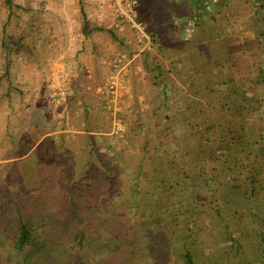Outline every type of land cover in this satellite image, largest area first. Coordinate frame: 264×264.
<instances>
[{
    "label": "rangeland",
    "instance_id": "1",
    "mask_svg": "<svg viewBox=\"0 0 264 264\" xmlns=\"http://www.w3.org/2000/svg\"><path fill=\"white\" fill-rule=\"evenodd\" d=\"M107 1L11 0L8 4L0 0L1 203L24 205L41 200L57 208L69 205L67 195L73 187L82 190L93 185L87 175L79 173L86 151L109 166H118L122 179L133 178L126 171L141 151V137H134L145 134L148 126L140 125L138 134L129 139V125L124 137L110 135L113 120L103 108L102 94L107 76L100 71L110 67L118 49L107 33L112 28ZM187 2L141 0L138 12L147 29L167 31L179 16L188 15ZM77 129L84 133L77 135ZM217 129L206 121L191 133L198 138L196 131L202 134V152L222 151L225 163L232 164H223L215 173L212 168L203 169L200 176L188 180L174 173V187L168 179V186L155 184L154 199L146 198L154 190L145 187L143 198L165 209L158 210L155 227L149 224L140 233L120 226L124 243L120 264H185L186 256L196 264H264L260 242L264 234V123L234 128L229 145L231 132H222L221 141L213 137L206 141L208 135L203 132L216 136ZM172 130L176 138L177 132H184L177 127ZM60 136L66 139V148ZM186 148L193 150L191 145ZM128 156L131 159L124 161ZM129 202L121 201L115 210L129 214ZM75 203L84 205L87 200ZM135 204L131 206L136 209ZM9 235H0V245L9 244ZM101 235L105 240L106 233ZM89 263L108 264L107 253L95 256L91 251Z\"/></svg>",
    "mask_w": 264,
    "mask_h": 264
},
{
    "label": "crops",
    "instance_id": "2",
    "mask_svg": "<svg viewBox=\"0 0 264 264\" xmlns=\"http://www.w3.org/2000/svg\"><path fill=\"white\" fill-rule=\"evenodd\" d=\"M187 5L188 15L179 16L167 31L148 28L155 47L137 61L142 73L131 70L123 106L128 139L138 134L140 125L157 121L182 128V134L177 132L181 153L166 154L163 171L196 177L203 169L212 168L215 173L223 164L232 163H225L222 151L187 150L186 144L195 148L202 138L199 131L198 138L189 128L209 121L218 129L216 136L204 132L206 141L212 137L221 141L223 131L232 133L231 140L234 128L264 123V0H188ZM198 14L203 15L197 19ZM116 48L118 52L124 46ZM108 71L109 64L100 73L107 76ZM143 135L133 137L142 139ZM209 157L212 162L207 161ZM159 165L154 169H160ZM154 169L152 174H156ZM127 172L133 173L130 166Z\"/></svg>",
    "mask_w": 264,
    "mask_h": 264
},
{
    "label": "trees",
    "instance_id": "3",
    "mask_svg": "<svg viewBox=\"0 0 264 264\" xmlns=\"http://www.w3.org/2000/svg\"><path fill=\"white\" fill-rule=\"evenodd\" d=\"M7 3L11 4V0H7ZM202 15L198 14L196 18ZM107 33L115 43L123 46L112 28ZM87 115L88 113L85 112V120L88 119ZM191 128L192 130L190 128L189 130L194 132L198 127ZM37 129L40 131V126H37ZM172 129L166 127L164 121H157L156 124L147 127L143 138L139 140L141 151L138 157L129 162L134 175L132 179H122L118 166H109L104 160L95 157L91 151H86L87 156L85 160H81L82 170L79 173L87 175L93 185L82 190L77 186L73 187L74 189L67 195L69 205L57 208L41 200L24 205L13 201L4 204L0 201V235L4 237L10 234L9 236L12 237L9 244L0 245V264H90L91 251H94L95 256L101 252L107 253L108 264H120L118 259L124 251L120 226L123 229L129 226L131 231L140 233L144 228L147 230L150 225L155 227L158 210L165 209V207L158 209L149 204L143 198L142 192L145 187H148L146 191H151L150 186L154 190L153 196L150 198L146 196V198L154 199L157 197L158 190L155 184L160 183L162 187L168 186L167 179L171 181V178L176 176L171 173L168 176L163 171L165 154L169 151L179 154L178 152L181 153L182 149V144L178 146L176 142L178 140L174 136L176 133ZM224 133L228 134L229 131ZM86 134L90 135V133ZM40 135L45 136V132L41 131ZM60 137L63 148H66V139L64 136ZM227 142L226 144L229 145L233 141L228 137ZM203 148L201 140L195 148L192 147L193 150L200 151H203ZM64 152L66 154V151ZM158 163L161 168L154 169ZM97 164L101 167L95 168ZM72 167L73 165L70 168ZM153 169L156 174H152ZM179 175L183 176V180L189 177L181 173L177 176ZM174 184L171 181L172 187ZM2 195L3 193L0 192V199ZM76 199H85L87 203L76 204ZM123 200L130 201L129 214L121 213L120 209L115 210V207H121ZM131 204H135L138 208L135 209ZM143 204H145L144 207ZM123 215L126 218H122ZM125 219H129L127 221L130 222ZM158 227L162 226L158 225ZM102 232L106 233L105 240L101 235ZM260 242L264 253V234ZM131 256L133 257V254ZM185 264L196 263L191 257L186 256Z\"/></svg>",
    "mask_w": 264,
    "mask_h": 264
},
{
    "label": "built area",
    "instance_id": "4",
    "mask_svg": "<svg viewBox=\"0 0 264 264\" xmlns=\"http://www.w3.org/2000/svg\"><path fill=\"white\" fill-rule=\"evenodd\" d=\"M141 0H108L107 8L112 17V29L123 43L110 62L106 84L102 90L106 114L112 117L111 136L124 137L128 124L124 115L123 93L128 84L131 70L137 75L143 68L137 61L154 50L152 36L139 15ZM126 109V108H125ZM128 110V109H127Z\"/></svg>",
    "mask_w": 264,
    "mask_h": 264
}]
</instances>
